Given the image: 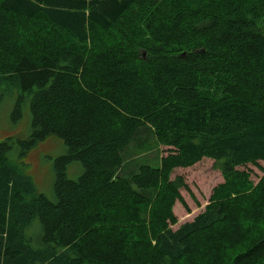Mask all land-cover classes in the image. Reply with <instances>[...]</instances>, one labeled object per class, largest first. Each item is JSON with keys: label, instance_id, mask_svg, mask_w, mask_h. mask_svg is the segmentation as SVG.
Returning <instances> with one entry per match:
<instances>
[{"label": "trees", "instance_id": "16d2710c", "mask_svg": "<svg viewBox=\"0 0 264 264\" xmlns=\"http://www.w3.org/2000/svg\"><path fill=\"white\" fill-rule=\"evenodd\" d=\"M13 90L30 134L0 141V264H264V172L238 169L264 163V0H0V101ZM49 136L53 198L8 157ZM203 158L222 181L172 229V173Z\"/></svg>", "mask_w": 264, "mask_h": 264}, {"label": "rangeland", "instance_id": "374dc122", "mask_svg": "<svg viewBox=\"0 0 264 264\" xmlns=\"http://www.w3.org/2000/svg\"><path fill=\"white\" fill-rule=\"evenodd\" d=\"M17 91L5 92L0 101V141L7 137L13 138H27L30 134V112L28 101L22 105V114L17 121H12L10 114L12 112ZM142 139L144 142H149L150 150H145V153L150 158L155 157L154 153H161L162 147H157L153 141L149 131H143ZM15 143V140H13ZM12 150L9 151L8 157L12 160L25 163L22 170L27 177H31L32 186L36 193H42L48 198H53V183L54 171L53 161L55 158L63 155L66 152V147L57 136H49L44 140L37 142L34 146L28 149L23 156L19 155V147L14 144ZM139 150V149H138ZM137 157H144V155H136L130 153L125 155V161L130 163L129 167H134ZM126 169V163H125ZM238 169L248 171L251 175L252 181L255 183L262 176L264 172V163L259 161L258 165L247 164ZM82 171V166L79 162H73L66 168V174L69 178H76ZM180 175L185 180L187 190L182 189L181 195L185 205L176 202L173 207V212L177 219L172 229H176L178 225L191 221L198 213L202 212L209 202V196L212 188L222 181V176L218 165L211 159L203 158L192 166L184 168H176L172 177ZM41 233L40 226L35 221L27 230L33 245L39 242V235Z\"/></svg>", "mask_w": 264, "mask_h": 264}]
</instances>
